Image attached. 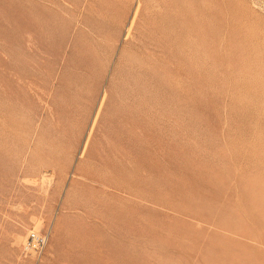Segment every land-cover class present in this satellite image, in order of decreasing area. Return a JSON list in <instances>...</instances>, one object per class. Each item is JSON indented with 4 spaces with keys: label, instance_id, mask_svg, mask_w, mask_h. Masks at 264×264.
<instances>
[{
    "label": "rangeland",
    "instance_id": "374dc122",
    "mask_svg": "<svg viewBox=\"0 0 264 264\" xmlns=\"http://www.w3.org/2000/svg\"><path fill=\"white\" fill-rule=\"evenodd\" d=\"M0 264H264V0H0Z\"/></svg>",
    "mask_w": 264,
    "mask_h": 264
},
{
    "label": "built area",
    "instance_id": "2783aa9c",
    "mask_svg": "<svg viewBox=\"0 0 264 264\" xmlns=\"http://www.w3.org/2000/svg\"><path fill=\"white\" fill-rule=\"evenodd\" d=\"M50 239L49 231H38L36 229L29 230L26 240L22 247V252L25 255L35 254L41 257Z\"/></svg>",
    "mask_w": 264,
    "mask_h": 264
}]
</instances>
